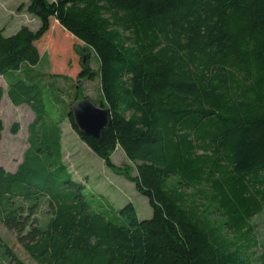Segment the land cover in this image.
Listing matches in <instances>:
<instances>
[{
    "label": "trees",
    "instance_id": "16d2710c",
    "mask_svg": "<svg viewBox=\"0 0 264 264\" xmlns=\"http://www.w3.org/2000/svg\"><path fill=\"white\" fill-rule=\"evenodd\" d=\"M19 9L37 25L10 34L0 26V100L5 92L33 118L15 169L0 164V224L28 257L264 264L254 220L264 217V0H28ZM51 18L81 41L74 80L45 69L37 42ZM81 80L96 81L95 97ZM83 98L108 111L98 138L74 123ZM64 121L146 197L150 216L131 201L116 206L70 170ZM3 129L0 117V140ZM118 148L127 163L113 161ZM0 264H26L1 237Z\"/></svg>",
    "mask_w": 264,
    "mask_h": 264
},
{
    "label": "rangeland",
    "instance_id": "374dc122",
    "mask_svg": "<svg viewBox=\"0 0 264 264\" xmlns=\"http://www.w3.org/2000/svg\"><path fill=\"white\" fill-rule=\"evenodd\" d=\"M27 1L0 0V26L4 28L5 34L12 33L21 24H27L30 27L37 25V20L33 16L25 9H19L21 3ZM79 44L81 41L51 18L47 32L37 42L40 52H46L47 55L48 66L45 69L51 74L66 75L70 80L76 79L81 68L80 54L77 51ZM91 63H95L94 57H91ZM57 81L62 85L71 84L68 79ZM81 82H83L84 93L95 97L97 94L96 81L81 80ZM0 86L6 89V83L2 76H0ZM0 117L4 127L0 140V164L8 170H13L27 145L26 126L32 120L33 113L26 104L13 105L4 92L0 100ZM12 123L18 124L19 128L16 133L10 131ZM62 135L63 158L75 175H79L86 181L87 186L101 192L116 206L131 201L136 208L138 217L150 216L151 208L146 197L138 193L132 183L107 168L102 160L80 140L68 121L62 123ZM111 157L117 164L128 162L120 148L116 149ZM219 218L218 216L217 219ZM254 220L258 237L264 242V217L256 216ZM0 237L26 264H36L16 242L15 234L5 229L2 224H0ZM259 253L260 250L257 254Z\"/></svg>",
    "mask_w": 264,
    "mask_h": 264
},
{
    "label": "water",
    "instance_id": "95a60500",
    "mask_svg": "<svg viewBox=\"0 0 264 264\" xmlns=\"http://www.w3.org/2000/svg\"><path fill=\"white\" fill-rule=\"evenodd\" d=\"M72 114L79 131L94 138L99 137L108 123L107 109L94 104L89 98L77 101L72 107Z\"/></svg>",
    "mask_w": 264,
    "mask_h": 264
}]
</instances>
